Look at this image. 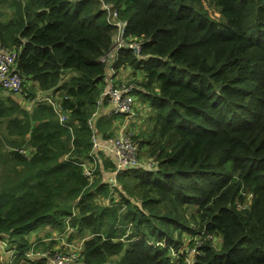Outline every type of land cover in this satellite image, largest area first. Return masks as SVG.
Wrapping results in <instances>:
<instances>
[{
    "label": "trees",
    "instance_id": "16d2710c",
    "mask_svg": "<svg viewBox=\"0 0 264 264\" xmlns=\"http://www.w3.org/2000/svg\"><path fill=\"white\" fill-rule=\"evenodd\" d=\"M8 2L0 42L17 49L23 84L57 93L66 120L44 99L29 111L0 94V238L23 252L36 224L62 229L70 217L93 234L83 264H189L180 233L198 232L197 223L208 239L195 246L191 264H264V0ZM104 3L149 56L141 84L151 125L139 146L157 150L154 169L117 173L120 200L111 205L95 197L112 199L108 183L96 179L92 188L77 162L88 156V119L107 85L110 58L100 57L115 26ZM122 52L138 66L131 49ZM96 128L108 127L96 121ZM22 146L34 152L14 150ZM187 205L196 213L186 215Z\"/></svg>",
    "mask_w": 264,
    "mask_h": 264
},
{
    "label": "built area",
    "instance_id": "2783aa9c",
    "mask_svg": "<svg viewBox=\"0 0 264 264\" xmlns=\"http://www.w3.org/2000/svg\"><path fill=\"white\" fill-rule=\"evenodd\" d=\"M105 8L108 10V20L116 28L118 26L117 39L111 49L108 51V55L111 57V63L109 69L114 72L117 69H121L122 65L116 67L115 63L118 60L119 51L123 48L131 49L138 59H147V55L142 54L141 47L142 41L138 37L129 36V39L125 37L126 22L120 19L117 14V9L110 4L104 3ZM115 33V36H116ZM149 40V38L147 39ZM17 50L13 47H7L0 42V88L4 91L11 93H20L23 88V79L19 73L14 69L15 57ZM100 60L105 62L106 55L100 57ZM110 63V62H109ZM143 72L142 65L138 67ZM135 79H125L119 83H111L106 86L101 96L105 98L110 108L108 110V116L124 115L129 117L133 114L134 99L132 96V88L135 84ZM48 101L55 107L60 123H64L66 117L60 113L59 105L52 102L49 97H46ZM97 113L94 112L88 119V125L92 129L91 134V148L88 152V156L78 160V165L82 168L83 175L92 182L95 177V170L98 165H101L102 153L104 157H109L114 165V169L110 178L108 179V185L110 193H117L115 176L118 172L127 169L143 168L146 170L154 169L156 162L150 157H143L139 150V143L135 139V135L130 132H121L114 138L106 137L100 139L98 132L95 130V118ZM21 153L28 154L24 148L16 149ZM118 201L114 196L113 200L107 198L106 203L111 205L112 202ZM239 207H244L238 205ZM124 205L122 204V208ZM53 232V231H52ZM41 234L37 238L33 239L30 247L20 252L17 246L10 247L8 251H4L7 259L0 257V261L4 264H43L45 261L48 264H83L80 259V254L83 251V241L90 237L91 234L85 237H78L75 233L74 227L70 224L69 218L66 219L65 227L52 234ZM52 242L54 244L50 245ZM44 244L45 247L41 248L39 245ZM1 245H5L1 241ZM6 248V247H5ZM192 263V261H191ZM190 264V263H189Z\"/></svg>",
    "mask_w": 264,
    "mask_h": 264
},
{
    "label": "rangeland",
    "instance_id": "374dc122",
    "mask_svg": "<svg viewBox=\"0 0 264 264\" xmlns=\"http://www.w3.org/2000/svg\"><path fill=\"white\" fill-rule=\"evenodd\" d=\"M205 2L207 3L208 0H205ZM6 12L7 11V15H11L12 13V6L9 4L8 0L2 1L0 0V13L2 12ZM9 11V12H8ZM208 14L211 17H218V12L216 9L212 8V7H208L207 9ZM1 18L4 19L5 16L1 14ZM114 31L116 33V31H118V26L117 28H114ZM117 39V33L116 36L114 34L113 38H112V43L111 46L114 45L115 41ZM140 73L142 72L141 69L136 68ZM64 77H66V75H64ZM147 79V77L145 76V74L141 73V75H139L136 78L135 84L132 88V96L134 99V111L133 114L129 117H125L124 115H117V116H108V110L110 108L109 104L106 102L105 98L102 97L100 95V99L98 101L97 104V108L96 110L93 111L96 112L97 114L100 113V107L104 106V112L103 115L110 119V121H106L104 123L105 126L108 127L105 136L104 135H100L98 133V137L100 139H104L106 137H111L114 138L115 136H117L119 133L124 132V131H128L130 133H133L134 135L137 136V143H139L141 141V139H145L147 134L146 132L149 131L150 129V125L151 123L149 122V116L151 114V106L149 105L148 99L146 97H144L142 95V93L146 92V88H144V86L141 84L143 81H145ZM31 89V91L33 92V94L31 95H26L28 93V90ZM0 94L2 95H8L10 96L15 102H17L22 108L24 109H30L28 108L29 105H31L33 102L35 103V101L39 100V99H44L46 96L51 95L52 97H50L51 100H55L57 99L56 95H53V93L51 91H40L37 89V83L35 81H31V80H27L24 84H23V88L22 91L20 93H8L5 92L3 90L0 89ZM92 113V114H93ZM91 114V115H92ZM5 122L3 121V126H4ZM145 133V135H144ZM144 135V136H143ZM91 139V138H90ZM5 149L11 148L8 145H4L3 146ZM25 148H27L26 146H23ZM139 150L141 152V155L145 158V157H150L151 159L155 160V153L157 152V150H154V148L151 146H147V145H142L139 146ZM146 151V153H145ZM147 154V155H146ZM108 162H110L109 160H107ZM157 162V161H156ZM103 165V163H102ZM109 168V167H108ZM102 166V167H98L95 173V180L99 179V181L101 182V180L103 181H107L110 176H111V171ZM106 185V184H105ZM91 187L94 188V184H91ZM109 189V188H108ZM245 197V201H247V204L250 201V194L248 193H243L242 194ZM111 196H115L117 197V199H119V196L116 195V193H111ZM97 199H100L102 201H104L105 198L102 199V197L100 196H95ZM95 197H94V201H95ZM132 203H134V199L131 200ZM96 202V201H95ZM138 202V201H136ZM245 204V205H247ZM241 205V204H239ZM244 206V205H241ZM186 215H190V214H195V205H187L186 207ZM130 224V223H129ZM191 225L193 227L196 228V230L198 232L192 234L189 231L183 230L180 233L181 238H183V245H180V247H182V251L184 253H186L188 255V261L191 264V259H193L192 257L195 254V246L199 243H201L202 239H208V236L206 235V233L203 231V229L200 228V226L197 225V223H191ZM198 226V227H197ZM123 227V225L121 223L118 224V230L121 229ZM48 228V222H43V223H38L36 224L28 233L25 234V238L26 240L29 242L31 239H33L35 236L39 235V234H43V232L46 231V229ZM130 225L126 226L127 229V233L130 231ZM117 230V231H118ZM88 232L87 230H80L79 234H77L78 237H81V235H83L84 233ZM220 240L217 238L212 239V242L217 245L218 242ZM1 243V240H0ZM55 242H52L50 245L54 244ZM41 248L45 247L44 244H40L39 245ZM10 249V247H6L5 248V252L8 251ZM2 257H4L5 259H7L6 254L3 253ZM43 264H46L45 262H43Z\"/></svg>",
    "mask_w": 264,
    "mask_h": 264
},
{
    "label": "clouds",
    "instance_id": "9594fccd",
    "mask_svg": "<svg viewBox=\"0 0 264 264\" xmlns=\"http://www.w3.org/2000/svg\"><path fill=\"white\" fill-rule=\"evenodd\" d=\"M125 21V20H124ZM146 41H148V40H146ZM112 47V46H111ZM111 49V48H110ZM109 49V50H110ZM124 49V48H123ZM17 50V49H16ZM142 52V51H141ZM123 52H122V49L119 51V54H118V60H117V62L115 63V66L116 67H118V66H120V65H122V68L120 69V70H122L123 69V67H124V65H126V64H129V65H131L130 63H128V62H125V61H123V58L121 57V54H122ZM131 54H132V56H134V58H135V60L136 61H138V66L137 67H135V66H133V67H135V68H138L140 65H142V68H143V72H144V64H145V62L147 61V59H148V55L147 54H145V55H147L148 57H147V59L146 60H144V59H138V57L137 56H135V54H134V52L131 50ZM142 54H144V53H142ZM103 56V55H102ZM106 57H109L110 58V56L108 55V53L106 54ZM101 61V60H100ZM106 61V60H105ZM109 61H111V58H110V60ZM108 61V62H109ZM103 62V61H102ZM107 62V63H108ZM107 63H106V65H105V79H106V72L108 71L107 70ZM15 64V63H14ZM107 81V80H106ZM124 81V80H123ZM113 82H115V83H119V82H116L115 80L114 81H112L111 79L109 80V81H107V85L106 86H108L109 84H111V83H113ZM120 82H122V81H120ZM105 86V87H106ZM104 87V88H105ZM1 89V88H0ZM1 90H3V89H1ZM4 91V90H3ZM5 92H7V91H5ZM8 93H11V92H8ZM46 97H52L51 95H48V96H46ZM46 97L44 98V100L46 101V102H49L48 101V99H46ZM51 100V99H50ZM55 100H57L58 101V98L57 99H55ZM52 102H55L54 100H51ZM95 130H96V127H95ZM97 131V130H96ZM136 136V135H135ZM20 148H24L26 151H28V154H25L27 157H29L34 151H31V150H29V149H27V148H25V147H20ZM20 148H14V150H16V149H20ZM21 153V152H20ZM100 156H101V165H98V167H102V166H104V162H103V160L104 159H109L111 162H112V160L109 158V157H104V155L101 153L100 154ZM155 161V160H154ZM156 162V161H155ZM102 163H103V165H102ZM112 164H113V162H112ZM156 164H157V162H156ZM113 169H114V165H113ZM113 169H112V171H113ZM97 170V169H96ZM96 170H95V173H96ZM111 171V170H110ZM112 171H111V174H112ZM117 176V175H116ZM116 176H115V179H116ZM94 180H95V177H94ZM93 180V181H94ZM92 181V182H93ZM92 182H89V183H92ZM107 183H108V180L106 181ZM117 183V182H116ZM118 184V183H117ZM108 188H109V185H108ZM116 191H117V193H116V195H118L119 196V199H118V201H116V202H119V200H120V195L119 194H121V192L120 191H118L117 189H115ZM109 194H110V197L112 198V199H110L109 197V199L110 200H113V198H114V196H111V193H110V190H109ZM106 200H107V198H105L104 199V202L106 203ZM116 202H112V204L113 203H116ZM107 204V203H106ZM121 205V208H122V204H120ZM124 205V204H123ZM246 206V205H245ZM124 207H125V205H124ZM69 218V222H70V217H68ZM68 218H66V219H68ZM65 224H66V220H65ZM71 224V223H70ZM72 225V224H71ZM73 227H74V230H75V233L76 234H79V231L77 230V228H76V226H74V225H72ZM65 227V226H64ZM63 227V228H64ZM62 228V229H63ZM55 228H53V227H48L47 229H46V231L43 233V234H49V233H51L53 230H54ZM56 229H58V228H56ZM62 229H58L59 231L60 230H62ZM88 234H91V236L93 235L92 233H90L89 231L88 232H86V233H84L83 235H81V237H85L86 235H88ZM39 235H41V234H39ZM39 235H37V236H35L33 239H35V238H37ZM90 236V237H91ZM89 238V237H88ZM33 239H31L30 241H29V244L31 245V242H32V240ZM87 239V238H86ZM0 240L2 241V242H4L5 243V245H3L4 246V248L5 247H8L9 245L7 244V242H6V239L4 238V237H1L0 238ZM85 241V240H84ZM84 241H83V245H84ZM13 246H16V244L15 245H13ZM10 247V246H9ZM0 257H2V256H0Z\"/></svg>",
    "mask_w": 264,
    "mask_h": 264
},
{
    "label": "crops",
    "instance_id": "0c3cea01",
    "mask_svg": "<svg viewBox=\"0 0 264 264\" xmlns=\"http://www.w3.org/2000/svg\"><path fill=\"white\" fill-rule=\"evenodd\" d=\"M9 12V11H8ZM2 15H4V16H7V11L5 12H2L1 13ZM1 17V16H0ZM111 58V57H110ZM110 62V63H109ZM108 63H107V72H106V80L107 81H109L110 79L112 80V81H116V82H120V81H123V80H125V79H129V78H131V79H135V78H137L139 75H141V73L135 68V67H133L132 65H129V64H126V65H124V67H123V69L122 70H120V69H117V70H115L114 72H111V70L109 69V65L111 64L112 65V63H111V61H109ZM36 82V81H35ZM37 83V82H36ZM37 87H38V83H37ZM52 92V91H51ZM53 93V92H52ZM53 95H56L57 96V93H53ZM33 105H34V102L31 104V105H29L28 106V108H30V109H26V110H31L32 109V107H33ZM100 113L99 114H97V116H96V118H95V127H96V121H98V122H100L103 126H104V123L106 122V121H110V119H108V118H106L104 115H103V112H104V106H102V107H100ZM101 117H103L102 118V120H100V118ZM107 129L108 128H106V131H107ZM96 130H97V132L100 134V135H104L105 136V133H106V131L105 132H102V131H99V129H97L96 128ZM27 149H29V150H31V151H34L31 147H27ZM49 227V226H48ZM59 230L58 229H54L53 230V232H52V234H54V233H56V232H58ZM44 233V232H43ZM5 248H4V246L3 245H1V247H0V256H2L3 255V250H4ZM45 262V261H44ZM46 263V262H45ZM31 264H33V263H31ZM46 264H48V263H46Z\"/></svg>",
    "mask_w": 264,
    "mask_h": 264
}]
</instances>
